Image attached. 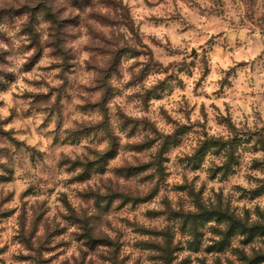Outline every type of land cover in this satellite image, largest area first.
<instances>
[{"label": "clouds", "instance_id": "clouds-1", "mask_svg": "<svg viewBox=\"0 0 264 264\" xmlns=\"http://www.w3.org/2000/svg\"><path fill=\"white\" fill-rule=\"evenodd\" d=\"M0 264H264V0H0Z\"/></svg>", "mask_w": 264, "mask_h": 264}]
</instances>
